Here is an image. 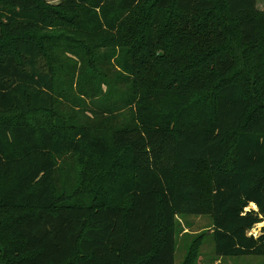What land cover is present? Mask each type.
Here are the masks:
<instances>
[{"label":"trees","instance_id":"16d2710c","mask_svg":"<svg viewBox=\"0 0 264 264\" xmlns=\"http://www.w3.org/2000/svg\"><path fill=\"white\" fill-rule=\"evenodd\" d=\"M144 9L203 18L192 31L177 19L151 20L146 42L170 56L161 58L157 85L129 93L128 115L111 140L104 131L112 116L73 134L29 119L57 103L51 40L131 54L139 41L130 46V30ZM201 31L212 41L204 55ZM235 38L259 47L256 72L232 73ZM127 70L139 76L132 55ZM68 153L86 183L60 193L57 168ZM4 211L3 264H176V218L205 211L218 256L264 255V232L249 234L264 220V15L257 0H0ZM197 250L198 241L183 264Z\"/></svg>","mask_w":264,"mask_h":264},{"label":"rangeland","instance_id":"374dc122","mask_svg":"<svg viewBox=\"0 0 264 264\" xmlns=\"http://www.w3.org/2000/svg\"><path fill=\"white\" fill-rule=\"evenodd\" d=\"M59 1L41 0L43 4L50 6H56ZM257 5L260 14L264 15V0H257ZM137 15V21L130 30L129 41L131 47L139 41V49L133 48L131 54L124 52L119 57L109 50L88 48L79 44L73 48L66 44L69 41L65 38L51 40L48 44V52L54 66L57 103L51 113L39 114L29 119L36 124L59 123L58 127L62 132L73 134L78 131L73 127L97 123L102 117H106L104 115L112 116L115 119L110 129L104 131L111 140L113 129L123 122L124 115L129 112L125 101L129 93L135 89V86L141 89L149 85H157L159 81L157 70L162 62L161 58L170 56L169 49H159L157 41L155 44L146 42V31L152 23L151 20L169 21L170 25L172 20L177 19L175 21L185 26L188 31H192L189 25L203 18V15L193 13L186 14L184 18L176 12L159 14L153 9L141 10ZM166 30L168 36L175 33L172 27ZM197 38L200 51L204 55L208 45L211 47L212 41L202 31L197 34ZM231 41L229 50L234 51L237 56L232 73L243 75L241 69L250 73L256 72L254 69L260 64L258 58L262 56L259 47L255 49L249 45L240 46L236 38ZM149 50L150 56L147 55ZM131 55L140 69L136 79L127 72ZM105 106H110L112 111H106ZM57 169L56 185L60 193H73L81 182L86 183L81 165L71 153L60 158ZM204 181L203 184L207 187V179L204 178ZM250 207L257 208L253 204ZM7 213L8 211L0 212V228ZM176 232V264L184 263L196 241H198V250L195 254L192 252L191 264H264V255L218 256L212 234L213 219L209 211L200 215L178 216ZM263 232L264 220L257 223L249 234L259 236ZM8 241V235L4 238L0 236V264H3L8 255Z\"/></svg>","mask_w":264,"mask_h":264},{"label":"bare ground","instance_id":"6f19581e","mask_svg":"<svg viewBox=\"0 0 264 264\" xmlns=\"http://www.w3.org/2000/svg\"><path fill=\"white\" fill-rule=\"evenodd\" d=\"M252 204H253L255 207H257L256 204H254V203H252Z\"/></svg>","mask_w":264,"mask_h":264},{"label":"built area","instance_id":"2783aa9c","mask_svg":"<svg viewBox=\"0 0 264 264\" xmlns=\"http://www.w3.org/2000/svg\"><path fill=\"white\" fill-rule=\"evenodd\" d=\"M250 234H252V233H250ZM252 235H254V234H252ZM254 236H256V235H254Z\"/></svg>","mask_w":264,"mask_h":264}]
</instances>
